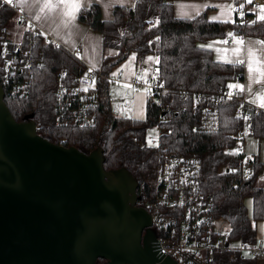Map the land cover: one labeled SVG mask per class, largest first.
<instances>
[{"label":"trees","instance_id":"obj_1","mask_svg":"<svg viewBox=\"0 0 264 264\" xmlns=\"http://www.w3.org/2000/svg\"><path fill=\"white\" fill-rule=\"evenodd\" d=\"M173 1L176 0H134L130 7L114 6L109 20L102 19L96 4L79 9L76 15L77 22L100 36L102 55L97 70L101 74L112 72L129 55L136 62L148 55L156 58L153 77L168 89L160 99L161 104L168 105L164 123H157L159 108L145 92L143 120L113 116L106 100L109 84L100 82L92 125L57 124L56 88L59 84L71 85L82 72V65L65 49H54L41 39H31L26 98L8 95L0 57L4 103L18 123L31 115L38 126L37 135L52 144L73 147L85 155L99 148L104 170L128 173L137 183L148 187L149 201L153 198L157 148L145 144V131L150 127L170 129L169 135H159L158 149L197 158L199 188L209 199L214 219L227 223L230 246L238 241L250 244L257 239L264 244V188L256 186L264 164L237 150L242 148L245 137L264 140V111L251 113L247 120H242L240 105L234 99L218 98L212 105L214 96L229 89L228 85L242 81V69L236 64L215 61L209 50L198 47V43L207 41L224 42L228 36L232 37L231 42L244 36L264 43V21L249 8L243 13V23L238 22L237 16L231 21L209 20L208 9L191 18H177ZM14 17L11 8L0 2V53L7 26ZM107 50L111 53L107 54ZM22 61L24 57H19ZM25 73L23 70L22 74ZM208 106H214L218 115L215 133L198 130L200 113ZM246 199L250 200V215L246 213ZM256 224L261 225V238L256 236ZM256 261L255 257L223 251L216 253L210 264ZM96 264L107 263L98 259Z\"/></svg>","mask_w":264,"mask_h":264},{"label":"water","instance_id":"obj_2","mask_svg":"<svg viewBox=\"0 0 264 264\" xmlns=\"http://www.w3.org/2000/svg\"><path fill=\"white\" fill-rule=\"evenodd\" d=\"M0 87V264H175L145 236L150 216L134 206L136 180L16 122Z\"/></svg>","mask_w":264,"mask_h":264},{"label":"built area","instance_id":"obj_3","mask_svg":"<svg viewBox=\"0 0 264 264\" xmlns=\"http://www.w3.org/2000/svg\"><path fill=\"white\" fill-rule=\"evenodd\" d=\"M241 4L244 5L243 8L240 7ZM251 4L246 3L245 0H237L233 4L232 12L237 16L239 23L244 22L243 13ZM8 7L14 12L21 32L15 42L7 37L3 38L0 53L1 73L9 96L26 98L28 77H30L28 68L31 39H41L43 43L49 44L54 49L63 48L25 14L10 5ZM243 38L244 36H240L241 40ZM231 40L232 37L228 36L226 43H231ZM66 51L80 62L82 72L71 85L59 84L56 88L57 124H69L74 127L92 125L94 102L97 99L100 82L127 84L133 90H143L147 98L155 101L159 108L157 123L165 122L168 105L161 104L160 99L168 89L159 79L152 77L149 81L141 80L136 74L132 80L126 81L121 71L115 74L112 72L101 74L97 69L79 60L80 46ZM19 57H24L23 63L19 62ZM237 66H240V63ZM23 70L26 71L25 74H22ZM229 91L233 93L231 97L227 95ZM218 98L237 101L240 105L239 116L242 120L249 117L251 113L264 111L259 106L250 104L244 93L236 88L223 90L214 96L212 105H215ZM106 100L108 103L112 101L109 96ZM35 128L37 129L38 126L35 125ZM158 128L161 130L160 134L163 132L166 135L170 134V129ZM198 130L202 133H215L218 130V115L214 106H208L200 113ZM236 137L239 139L240 133ZM158 144L159 140L156 141L157 165L154 172L153 198L144 202V207L150 216V228H153L155 233L150 246L157 257H169L175 264H210L216 253L230 251L264 260L262 239H257L250 244L238 241L234 246H230L228 233H220L214 227L215 223H220L222 220L214 219L209 199L199 188L197 158L165 153L158 149ZM237 150L241 151V148Z\"/></svg>","mask_w":264,"mask_h":264},{"label":"crops","instance_id":"obj_4","mask_svg":"<svg viewBox=\"0 0 264 264\" xmlns=\"http://www.w3.org/2000/svg\"><path fill=\"white\" fill-rule=\"evenodd\" d=\"M0 2L25 14L63 49L72 50L80 46L79 60L92 68H99L102 55L100 36L77 22V5L72 0H69L67 4H61L59 0H12L10 4L5 3V0ZM77 2L79 9L90 4L98 5L102 19L109 20L114 6L130 7L134 0H77ZM235 2L237 0H176L172 2V9L177 18H191L208 9L209 20L231 21L235 16L232 12ZM261 5H264V0H252L248 8L256 16V9H259ZM73 15L75 19L70 22L69 17ZM15 23L18 25L17 21ZM242 41V44H237L236 40L231 43H224L222 39L207 41L204 42L203 49L209 50L215 61L236 65L240 63L242 81L234 85L243 86V91L236 89L244 93L250 104L259 106V97L264 96V43L251 37H244ZM258 41L261 43H257ZM237 48L238 52L235 51ZM250 53L254 55L250 56ZM250 60L254 69L251 73L249 72ZM241 152L244 157H255L264 164V140L245 137ZM262 171L264 172V168ZM257 181L264 186V175L261 179L257 177Z\"/></svg>","mask_w":264,"mask_h":264},{"label":"rangeland","instance_id":"obj_5","mask_svg":"<svg viewBox=\"0 0 264 264\" xmlns=\"http://www.w3.org/2000/svg\"><path fill=\"white\" fill-rule=\"evenodd\" d=\"M264 13H261L259 9H256V16L259 17ZM15 17L10 21L7 26V38L15 42L18 40L21 32V27L16 25L14 22ZM217 42V41H216ZM205 44L198 43V47L203 48ZM107 54H110L111 51L107 50ZM149 57L152 59L150 60ZM155 62L156 58L153 55H148L144 57L141 61H135L133 55H129L128 58L117 65L113 70L112 74L121 71L123 78L126 81L132 80L137 74L138 78L141 80L149 81L155 73ZM107 96H109L112 101L108 104L110 112L113 116L125 119H135L143 120L145 116V103L146 98L143 90H133L127 84H109L107 88ZM161 130L158 127H150L145 131V144L149 147H156V141H158V136ZM152 141V143H151ZM264 172L258 173V179L262 178ZM256 186L264 188V186L258 181H256ZM247 215H250V200L246 199L244 201ZM214 227L220 233H226L228 231V225L225 221L220 223H215ZM145 236L153 237L155 235L153 228L145 229ZM256 236L261 238V225L256 224ZM264 264L263 259L256 261V264Z\"/></svg>","mask_w":264,"mask_h":264},{"label":"snow or ice","instance_id":"obj_6","mask_svg":"<svg viewBox=\"0 0 264 264\" xmlns=\"http://www.w3.org/2000/svg\"><path fill=\"white\" fill-rule=\"evenodd\" d=\"M11 2H12V0H5V3H9V4H10ZM59 2H60L61 4H67V3L69 2V0H59ZM72 2H73V3H76V5H77V10H79L77 0H72ZM245 2L248 3V4H251V3H252V0H245ZM243 6H244L243 4L240 5L241 8H243ZM259 10H260L261 13H264V5H261L260 8H259ZM74 19H75V16H74V15L69 17V21H70V22H71L72 20H74ZM258 19H259L260 21H264V14L260 15V16L258 17ZM218 43H219V42H218ZM224 43H226V41H224ZM236 43H237V44H242L243 41H242V40H237ZM257 43H261V42L258 41ZM235 51L238 52L239 49L237 48ZM252 55H254V54H253V53H250V56H252ZM149 59L151 60L152 58L149 57ZM157 62H158V61H157ZM241 62H242V61H241ZM253 70H254V69H253V67H252V61L250 60V62H249V72L251 73ZM93 83H94V81H93ZM228 87H229V89L238 88V89H240L241 91H243V86H240V85L230 84V85H228ZM85 90H87V89H85ZM232 94H233V93H232L231 91H229V93H227V95H228L229 97H231ZM259 100H260L259 106H260L261 108H264V96L259 97ZM247 119H248V117H245V120H247Z\"/></svg>","mask_w":264,"mask_h":264},{"label":"flooded vegetation","instance_id":"obj_7","mask_svg":"<svg viewBox=\"0 0 264 264\" xmlns=\"http://www.w3.org/2000/svg\"><path fill=\"white\" fill-rule=\"evenodd\" d=\"M149 188H150V186H149ZM147 189H148V187H145L144 185H141V184L136 182V186L134 189V196H135L134 206H136L138 208H142L145 211H146V209L144 207V202L147 200L146 199V197L148 195Z\"/></svg>","mask_w":264,"mask_h":264}]
</instances>
